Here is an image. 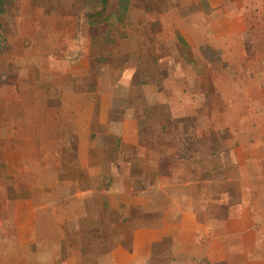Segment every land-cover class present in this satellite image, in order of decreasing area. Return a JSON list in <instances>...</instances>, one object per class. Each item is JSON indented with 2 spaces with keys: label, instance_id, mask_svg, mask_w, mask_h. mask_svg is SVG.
Wrapping results in <instances>:
<instances>
[{
  "label": "rangeland",
  "instance_id": "1",
  "mask_svg": "<svg viewBox=\"0 0 264 264\" xmlns=\"http://www.w3.org/2000/svg\"><path fill=\"white\" fill-rule=\"evenodd\" d=\"M9 1L0 264H223L217 252L195 261L188 238L174 243L172 232L208 209L221 218L220 205L238 202L246 186L240 155L264 154V131L234 130L226 146L232 136L218 129L238 125L237 82L226 74L236 65L181 40L178 28L203 9L219 18L220 0H132L124 24L93 27L75 0ZM258 163L249 171L264 170ZM232 214L227 225L240 218ZM216 227V248H238L229 263H248L252 240L224 242Z\"/></svg>",
  "mask_w": 264,
  "mask_h": 264
},
{
  "label": "crops",
  "instance_id": "2",
  "mask_svg": "<svg viewBox=\"0 0 264 264\" xmlns=\"http://www.w3.org/2000/svg\"><path fill=\"white\" fill-rule=\"evenodd\" d=\"M214 1L217 0H204L208 4H213ZM215 8L218 7L215 6ZM212 13L213 11L209 12L203 9L196 18L187 19L185 25L178 29L183 33L184 41L188 46L195 47L198 44H208L202 49L219 50L220 61L223 62V66H225L224 60L229 64L228 69L229 66L236 65L235 73L232 74L233 69L230 68L226 74L230 78H235V82H237V89L235 88L236 91L231 92V94L236 100L237 113L240 115L237 120L238 125L234 126L229 123L225 127L218 128L231 134L232 138L226 143V146H230L229 143L231 142L233 146L235 144V141H232L234 130L264 131V0H220L219 10L214 11V14L219 13V18H214ZM218 30L219 36L212 37L210 35L211 32L215 33ZM30 36L32 37V35ZM215 37L219 38L220 47L212 44L211 40ZM20 39L23 40L21 37ZM239 158L248 163L243 169L248 172H245L244 178L239 177L242 181L240 185H246L240 200L227 206L221 204V209L225 210L221 218L216 219L215 214L211 213V209H208L206 210V218L202 219L194 214L189 215V220L185 221L186 216L182 221L180 219L174 224L175 228L172 232L175 238H173V242L180 244L188 238L191 246L188 253L195 261L197 258L200 259L199 262L204 258L213 261L211 253L217 252L218 259L223 264L235 263L236 253L230 256V251L236 252L238 249L236 246L224 245L218 249L213 244L216 239L213 231L220 224V226L225 227L223 234H221L222 232L218 233L221 236L220 240L227 242V238L230 237H233L236 240L234 242L237 243L239 239L243 240L242 242L252 240V248L246 251L249 252V255L244 254L247 256L246 262L248 263L246 264L252 262H254L252 264H264V199H262L264 198V170L259 164L264 160L262 159L264 154L247 151L243 152ZM255 161L259 162V166L256 165L257 170L251 169L249 171L250 162L253 164ZM240 169L239 166L236 167L239 172ZM132 172L131 168L130 180L133 176ZM207 208L209 207L207 206ZM236 211L240 212L237 224H228V226L227 222L234 219L232 213ZM183 223L184 225H182ZM229 257H231L230 260Z\"/></svg>",
  "mask_w": 264,
  "mask_h": 264
},
{
  "label": "trees",
  "instance_id": "3",
  "mask_svg": "<svg viewBox=\"0 0 264 264\" xmlns=\"http://www.w3.org/2000/svg\"><path fill=\"white\" fill-rule=\"evenodd\" d=\"M9 0H0V30L3 26L2 16H4L9 8ZM132 7V0H75L74 12L76 14L85 13L84 17L88 20L91 27L99 26L104 23L113 21L118 24H124L128 17V13ZM184 42V39H181ZM206 51H214L211 48H205ZM0 53L4 50L0 47ZM203 55H206L205 52Z\"/></svg>",
  "mask_w": 264,
  "mask_h": 264
}]
</instances>
